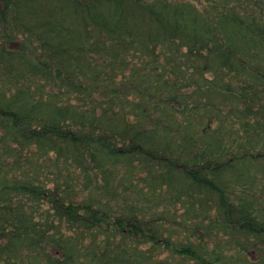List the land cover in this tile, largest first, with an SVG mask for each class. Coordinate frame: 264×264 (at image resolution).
<instances>
[{
    "label": "trees",
    "instance_id": "16d2710c",
    "mask_svg": "<svg viewBox=\"0 0 264 264\" xmlns=\"http://www.w3.org/2000/svg\"><path fill=\"white\" fill-rule=\"evenodd\" d=\"M204 2L0 0V264H264V0Z\"/></svg>",
    "mask_w": 264,
    "mask_h": 264
},
{
    "label": "rangeland",
    "instance_id": "374dc122",
    "mask_svg": "<svg viewBox=\"0 0 264 264\" xmlns=\"http://www.w3.org/2000/svg\"><path fill=\"white\" fill-rule=\"evenodd\" d=\"M168 1L189 2L201 10H204L206 4L204 0H168ZM168 211L169 213L167 212V214L162 218V222H161V224L164 225L162 228L165 239L169 238L171 242L175 240H179L181 243H194L195 246H197L200 242L199 239L203 236V232L198 230V227L201 226V223L199 222L201 218L187 220L190 218V216L185 214L186 213L185 209L181 206V204L176 205V207L169 206ZM190 214H194V213L191 212ZM179 241L178 243L180 244ZM216 243H217L216 241L215 242L213 241L212 245L210 244L211 247L216 246ZM222 247H224L225 252H227L225 245H223ZM222 247L220 249H222ZM150 248H151V244H148L147 246L143 247V250L148 251ZM230 250H232V252L234 251V249L232 248H230ZM232 252H229V254ZM241 253L246 254V256L249 259L255 262L259 261V257L261 254L259 251H255L252 249L248 251L241 250ZM156 256L159 257L162 264H202L196 260H192L191 258H186L183 256H179L177 254H172L168 249H165L164 247L163 249L160 250V252L156 254Z\"/></svg>",
    "mask_w": 264,
    "mask_h": 264
}]
</instances>
